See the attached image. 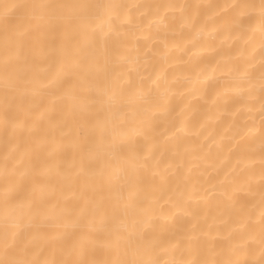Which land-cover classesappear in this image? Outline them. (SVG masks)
Returning <instances> with one entry per match:
<instances>
[{"label":"bare ground","instance_id":"6f19581e","mask_svg":"<svg viewBox=\"0 0 264 264\" xmlns=\"http://www.w3.org/2000/svg\"><path fill=\"white\" fill-rule=\"evenodd\" d=\"M0 264H264V0H0Z\"/></svg>","mask_w":264,"mask_h":264},{"label":"rangeland","instance_id":"374dc122","mask_svg":"<svg viewBox=\"0 0 264 264\" xmlns=\"http://www.w3.org/2000/svg\"><path fill=\"white\" fill-rule=\"evenodd\" d=\"M97 2L98 0H92V2ZM78 7H80V6H78ZM96 68V67H95ZM99 72H94V74L95 75H97ZM93 102H95V104H96V110H97V116H96V121L98 122V123H101L102 121H103V115H102V113H100V108H101V103H100V101H99V99H98V97H97V95H95L94 97H93ZM100 136H102L103 137V135L102 134H99L98 135V138L100 137ZM109 204L111 205L110 207H111V214H110V217H111V222H117V214H116V209H117V204H118V201L116 200V198H111L110 200H109ZM77 219V218H76Z\"/></svg>","mask_w":264,"mask_h":264}]
</instances>
